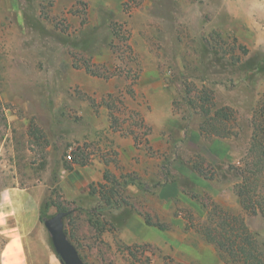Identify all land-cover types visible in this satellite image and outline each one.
<instances>
[{
    "label": "rangeland",
    "instance_id": "obj_1",
    "mask_svg": "<svg viewBox=\"0 0 264 264\" xmlns=\"http://www.w3.org/2000/svg\"><path fill=\"white\" fill-rule=\"evenodd\" d=\"M263 105L264 0H0V198L66 212L85 264H233L211 209L264 256Z\"/></svg>",
    "mask_w": 264,
    "mask_h": 264
},
{
    "label": "crops",
    "instance_id": "obj_2",
    "mask_svg": "<svg viewBox=\"0 0 264 264\" xmlns=\"http://www.w3.org/2000/svg\"><path fill=\"white\" fill-rule=\"evenodd\" d=\"M131 221L129 226L132 227ZM42 219V203L25 188L10 187L0 198V264H64Z\"/></svg>",
    "mask_w": 264,
    "mask_h": 264
},
{
    "label": "trees",
    "instance_id": "obj_3",
    "mask_svg": "<svg viewBox=\"0 0 264 264\" xmlns=\"http://www.w3.org/2000/svg\"><path fill=\"white\" fill-rule=\"evenodd\" d=\"M262 115L264 117V105ZM262 129L264 133V126ZM255 147L264 158V143H258ZM252 181L253 176L250 175L246 176L242 183H238L237 195L244 210L252 213L260 210L264 214V207L260 206L261 203L259 205L255 202V196L251 192ZM215 211L213 209L209 211L210 222L208 227L203 229L205 240L216 245L222 256L233 264H264V256L259 249L257 239L248 228L245 219L239 215L230 216L225 212L218 214L217 210ZM43 216L42 210V219L45 221ZM147 223L152 224L149 219Z\"/></svg>",
    "mask_w": 264,
    "mask_h": 264
},
{
    "label": "water",
    "instance_id": "obj_4",
    "mask_svg": "<svg viewBox=\"0 0 264 264\" xmlns=\"http://www.w3.org/2000/svg\"><path fill=\"white\" fill-rule=\"evenodd\" d=\"M66 215V212H59L45 221L52 236L55 250L64 264H85L76 246L70 241L64 229L63 219Z\"/></svg>",
    "mask_w": 264,
    "mask_h": 264
},
{
    "label": "built area",
    "instance_id": "obj_5",
    "mask_svg": "<svg viewBox=\"0 0 264 264\" xmlns=\"http://www.w3.org/2000/svg\"><path fill=\"white\" fill-rule=\"evenodd\" d=\"M69 157H71V155H69Z\"/></svg>",
    "mask_w": 264,
    "mask_h": 264
}]
</instances>
